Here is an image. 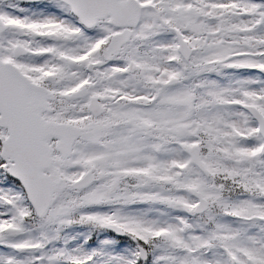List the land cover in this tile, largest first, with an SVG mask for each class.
I'll list each match as a JSON object with an SVG mask.
<instances>
[{"label":"snow or ice","instance_id":"snow-or-ice-1","mask_svg":"<svg viewBox=\"0 0 264 264\" xmlns=\"http://www.w3.org/2000/svg\"><path fill=\"white\" fill-rule=\"evenodd\" d=\"M0 264H264V0H0Z\"/></svg>","mask_w":264,"mask_h":264}]
</instances>
